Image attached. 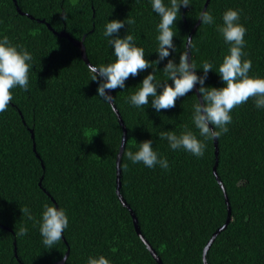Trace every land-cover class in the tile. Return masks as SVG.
I'll return each instance as SVG.
<instances>
[{"label": "trees", "instance_id": "trees-1", "mask_svg": "<svg viewBox=\"0 0 264 264\" xmlns=\"http://www.w3.org/2000/svg\"><path fill=\"white\" fill-rule=\"evenodd\" d=\"M205 1L180 6L172 26L175 51L169 49V57L154 66L156 79L166 80L168 60L178 64L189 50L198 76H204L203 61L213 65L204 86L224 87L217 72L230 45L216 27L223 25L228 9L240 11L238 23L247 29L243 59L252 61L249 76L264 78V0H209L204 11L214 17L212 25L197 23ZM164 3L170 6V0ZM128 17L136 23H125L112 38L131 34L145 58L157 60L161 18L151 0H0V40L7 36L33 57L28 90L12 89L13 100L0 113V264H55L67 251L64 264H88L90 257L100 256L111 264H157L135 230L130 209L162 264H205L203 249L226 222L228 206L230 219L207 249L206 263L264 264V108L252 98L230 113L228 132L216 138V160L213 139L201 137L192 120L199 92L160 112L151 98L148 106H133L130 97L153 73L151 67L127 79L123 89L109 90L126 129L119 191L129 208L121 203L116 157L122 126L109 100L98 95L102 78L92 81L80 49L58 33L83 38L90 64L106 66L116 57L105 27ZM185 125L206 143L202 158L182 148L174 151L159 139L162 131L180 135ZM146 140L167 158L168 170L128 159L126 153H135ZM216 161L224 190L213 173ZM45 205L64 209L69 220L52 248L40 234ZM25 207L32 220L22 214ZM21 227L28 232L18 237Z\"/></svg>", "mask_w": 264, "mask_h": 264}, {"label": "clouds", "instance_id": "clouds-1", "mask_svg": "<svg viewBox=\"0 0 264 264\" xmlns=\"http://www.w3.org/2000/svg\"><path fill=\"white\" fill-rule=\"evenodd\" d=\"M153 11L160 16V22L157 26L159 35L158 40V59L149 61L145 58V49L137 47L135 38L127 34L124 38H112L114 33L127 25L135 24L134 18L128 17L126 21L111 20L107 23L103 35L110 37V45L114 46L115 62L105 65L89 66L92 81L99 82L97 89L98 95L105 100H111L106 90L123 89L125 81L130 77L137 76L140 72L148 68H153V73L148 74L140 84L141 86L131 95L130 103L137 107L149 105L157 111L168 110L176 106V101L180 97L186 96L192 92L195 85L199 83L198 92L202 97V102L194 105L193 123L199 130L201 137L205 140L219 138L222 134L228 132L227 125L232 123L231 112L238 106L254 99L257 108H264V78L251 77L249 72L252 68L250 59H243L246 53L243 51L245 46V35L247 29L244 25L238 23L240 20V11L228 9L223 14V25H217L216 30L222 35L224 42L230 45L229 54L223 58L218 68V74L224 82V87H205L204 82L209 70H213V65L207 60L202 63L204 76H198L195 72L197 66L194 62H189V53H181L179 63L168 60L163 69L167 79L160 81L156 79L155 70L164 58L169 57V49L175 51L173 37L176 33L172 26L177 21L180 6H189V0H170V6L164 3V0H151ZM66 19V17H65ZM202 24H214V17L204 11L200 14ZM189 44L191 40L189 39ZM18 47L20 50L18 51ZM32 55L22 46H13L9 38L4 36L0 40V113L7 111L10 102L13 100L12 89L19 86L27 91L29 86V72L32 69ZM171 80L173 83H167ZM162 88L158 94L157 89ZM210 125L212 127H210ZM180 135L172 131H162L159 139H166L172 150L183 149L197 158H202L206 149V143L197 138V136L187 129ZM218 129V130H217ZM128 159L133 163H143L148 168H154L157 164L165 170L169 169L167 158H161L153 150L152 141L146 140L139 144V150L133 153H126ZM42 214V223L40 224V234L43 237V244L46 248H52L54 244L61 241L64 230L68 227L69 220L64 209H58L55 206L45 205ZM22 214L28 216L29 220L33 217L28 208L21 209ZM28 229L21 227L16 233L18 237L27 235ZM88 264H111L104 256L99 259L89 258Z\"/></svg>", "mask_w": 264, "mask_h": 264}, {"label": "water", "instance_id": "water-1", "mask_svg": "<svg viewBox=\"0 0 264 264\" xmlns=\"http://www.w3.org/2000/svg\"><path fill=\"white\" fill-rule=\"evenodd\" d=\"M14 1H15V0H14ZM208 1H209V0H206V1H205L202 12H204V10H205V8H206V6H207V4H208ZM17 9H18V7H17ZM202 12H201V13H202ZM199 18H200V17H199ZM40 21H41V22H45L46 25H47V27H49V28L51 29V26L49 25L48 22H46V21H44V20H40ZM199 21H200V19H198L197 23H198ZM193 29H194V28H193ZM58 35L67 38V39H68L69 41H71L75 46H77V47L80 49V51H81V56H82V59L84 60V62H85L88 66L91 65L90 62H89V60H88V58H87V56H86V53H85V47H84V44H83V38H82L81 40H76V39H74L73 37H70V36L68 35V33H67L65 30H61V31L58 33ZM188 38H189V39L191 38V34L188 36ZM188 38H187V42H186V46H187V47H188V45H189V40H188ZM187 52L189 53V50H187ZM189 62H190V53H189ZM91 66H92V65H91ZM194 90H195L196 92H198L196 85H195ZM108 94L111 96V93H110L109 90H108ZM198 99H199V102H200V100H201V102H202V98H201V96H200L199 93H198ZM109 102L112 104L113 109H114V111H115V113H116V115H117L118 121H119V123L121 124V126H122V130H123V133H122V139H121V143H120V146H119V151H118V153H117V157H116V183H117V184H116V192H117V194H118V196H119V199H120L121 203H122L123 205H125L126 207H128L127 203L125 202V200L123 199V197H122V195H121V193H120V191H119V188H120V177H121V176H120L121 174H120L119 163H120L121 155H122V152H123V149H124V146H125V140H126V129H125V125H124V123H123V120L121 119L120 114L118 113L117 109H116V108L114 107V105H113L112 99L109 100ZM210 127H212V126L210 125ZM31 136H32V134H31ZM213 141H214V148H215V149H214L215 159L217 160V157H218V148H217V140H216V138L213 139ZM216 163H217V161L215 162V165H214V167H213V173H214L215 178H216L217 182L219 183L220 187L223 188V190H224L223 184H222L220 178H219L218 175H217V171H216ZM39 184H40V182H39ZM224 196H225V201H226V203L228 204V199H227V196L225 195V192H224ZM128 208H129V207H128ZM230 212H231V210H230V206H228V207H227V213H228V214H227V220H226V222L222 225V227H220L219 229H217V230L213 233L212 237L208 240L206 246H205L204 249H203L202 258H203L205 264H207V263H206V252H207V249L209 248L211 242L213 241V239H214V237L216 236V234L218 233V231H219L220 229H222L223 227L226 226L227 222H228L229 219H230ZM130 213H131V215H132L133 224H134V227H135V230H136L137 234L139 235V237L141 238V240L145 243L146 247L149 249L151 255L154 257V259L156 260L157 264H162L160 258L158 257V255L156 254V252L154 251V249L151 247V245L147 242V240H146V239L144 238V236L142 235V233H141V231H140V229H139V225H138V221H137V218H136V216H135V213H134L131 209H130ZM67 254H68V251L65 253L64 257H63L61 260L57 261L55 264H64V261H65V258H66V256H67Z\"/></svg>", "mask_w": 264, "mask_h": 264}]
</instances>
